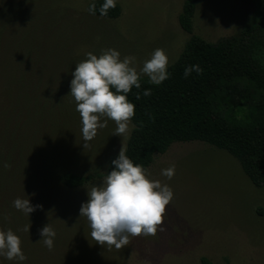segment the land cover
I'll use <instances>...</instances> for the list:
<instances>
[{
  "label": "rangeland",
  "instance_id": "obj_1",
  "mask_svg": "<svg viewBox=\"0 0 264 264\" xmlns=\"http://www.w3.org/2000/svg\"><path fill=\"white\" fill-rule=\"evenodd\" d=\"M94 1L1 3V11H14L8 16H13L9 37L17 40L26 34L35 38L29 44L28 59L22 41H17V70L28 69L35 81L32 90L48 93V98H54L49 100L53 105L56 101L63 104L55 108L67 119L66 130L59 137L64 152L59 166L78 175H103L73 196L78 203L68 211L76 215L87 201V191L103 183L112 159L120 149L125 151L134 127L130 120L129 132L114 136L115 123L108 120L87 142L89 147L83 148L80 116L68 95L75 66L87 53L98 56L111 48L120 53L121 60L135 57L130 66L139 72L152 52L162 49L168 69L192 36L216 44L238 35L254 19L257 8L256 0H198L193 32L188 34L179 23L184 0H116L122 8L118 19L89 14L88 6ZM11 22L2 20L3 27ZM39 99L43 103L42 97ZM169 167H174L171 179L161 175V170ZM147 174L173 193L154 236H130L120 249L101 246L90 237L85 220L80 226L81 239L85 236L89 242L68 245L77 246L82 250L79 254L92 264H201L202 258L212 264H264V221L258 214V210L264 211V188L252 184L235 158L202 142L174 143L165 154L156 155Z\"/></svg>",
  "mask_w": 264,
  "mask_h": 264
},
{
  "label": "trees",
  "instance_id": "obj_2",
  "mask_svg": "<svg viewBox=\"0 0 264 264\" xmlns=\"http://www.w3.org/2000/svg\"><path fill=\"white\" fill-rule=\"evenodd\" d=\"M197 1L184 0L179 16L180 27L188 34L193 32ZM256 2L254 19L238 35L216 44L192 36L167 69L168 79L157 86L140 77V89L133 87L127 94L134 105L130 119L134 128L124 152L134 165L148 170L156 155L165 154L172 144L202 142L227 152L256 188H264V0ZM1 3L0 231L11 230L18 236L26 257L23 264H92L77 246L68 245L89 242L85 236L81 239L80 232L86 218L68 209L78 203L75 194L103 175H78L59 166L60 156L64 157L59 137L67 119L55 108L63 104L56 101L54 107L48 93L32 90L35 81L28 69L17 70V41H22L28 59L29 44L35 38L26 34L17 40L9 37L13 16H8L14 11H1ZM92 3L98 9L103 0ZM121 14L116 3L106 16L98 12L93 16L118 19ZM2 20L11 24L4 28ZM192 65L202 72L193 71L184 78L185 67ZM144 90L150 94L144 96ZM111 170L110 163L107 173ZM17 198L29 199L31 206L39 207L28 216L13 207ZM258 214L264 221L263 209ZM46 224L56 233L51 251L38 242V230ZM0 264L16 262L0 256ZM201 264L212 262L202 258Z\"/></svg>",
  "mask_w": 264,
  "mask_h": 264
},
{
  "label": "clouds",
  "instance_id": "obj_3",
  "mask_svg": "<svg viewBox=\"0 0 264 264\" xmlns=\"http://www.w3.org/2000/svg\"><path fill=\"white\" fill-rule=\"evenodd\" d=\"M116 6V0H103L97 9L95 3L88 6L89 14L106 16L109 9ZM135 57L125 56L108 48L97 56L91 52L86 59L75 66L71 73L70 91L75 110L79 113L83 148L103 129L108 120L115 123L114 136L120 137L129 132V121L134 116V105L127 100V94L135 87L140 89V76H146L148 82L159 86L169 78L168 57L162 49H155L150 58L143 62L137 72ZM199 75L202 69L198 65L185 67L184 78L191 72ZM150 90H144L148 96ZM140 98L139 93L136 96ZM112 170L104 177L103 183L92 186L87 191V201L79 208V217L86 218L90 228V237L98 245L120 249L129 243V237L154 236L157 226L162 224L166 206L173 198L172 190L158 180L148 178L147 170L133 162L120 149L117 157L111 161ZM174 167L161 170V175L171 179ZM13 207L28 215L36 207L29 199L17 198ZM29 231V228L26 229ZM43 245L51 251L54 246L55 231L46 224L38 230ZM0 256L23 264L26 257L20 247V240L11 230L0 231Z\"/></svg>",
  "mask_w": 264,
  "mask_h": 264
}]
</instances>
